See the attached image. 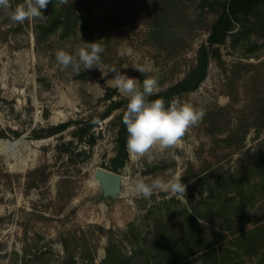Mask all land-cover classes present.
Wrapping results in <instances>:
<instances>
[{"label": "rangeland", "instance_id": "obj_1", "mask_svg": "<svg viewBox=\"0 0 264 264\" xmlns=\"http://www.w3.org/2000/svg\"><path fill=\"white\" fill-rule=\"evenodd\" d=\"M216 1L225 0H95V15L85 31L78 27L67 36L56 34L39 48L32 21L17 28L0 12V131L5 133L0 137V264H64L71 257L79 264L91 258L102 264L110 246L114 256L131 257L138 237L139 244L151 247L158 232L179 236L190 229L195 212L206 216L192 224L197 238L209 240L204 249H218L217 259L197 255L184 264H223L221 246L230 251L224 252L226 264H264V229L253 233L256 242L248 250L228 242L239 231L264 223L254 224L264 221V191L255 195L249 220L228 227L225 218L237 212L232 204L222 210V196L237 194L230 179L253 187L261 180L256 168L264 170V30L235 45L229 38L219 55L210 57L199 89L175 97L203 109L202 122L180 148L156 149L136 161L129 158L118 173L122 186L117 198H103L93 175L97 169L111 170L117 154L114 117L119 112L93 129L97 142L92 151L86 138L75 141L68 154L58 150L73 140V127L54 137L33 138L35 132L46 135L58 125L104 113L109 90L116 92L114 100L126 98L111 87L114 73L103 74L110 68L141 84V77L158 75L160 91L180 82L207 43L221 10ZM77 14L85 16L83 5ZM84 42L104 48L99 68H81L79 75L71 68L61 71L56 52L75 54ZM146 63L153 66L152 73L135 69ZM177 172L184 173V199L165 192L148 199L129 195L130 180L137 176L150 182ZM207 197H212V206L205 204Z\"/></svg>", "mask_w": 264, "mask_h": 264}, {"label": "trees", "instance_id": "obj_2", "mask_svg": "<svg viewBox=\"0 0 264 264\" xmlns=\"http://www.w3.org/2000/svg\"><path fill=\"white\" fill-rule=\"evenodd\" d=\"M94 1L95 0H84L83 2H80L79 0H72L66 4H59L58 0H51V2L47 5V8L42 10L44 13L43 18L32 21L36 47L39 48L40 46L46 44L49 39L56 34H60V36H67L72 30H75L78 27H80L82 31H85L88 26V22L95 15L93 13ZM22 2L23 0H11L13 8L18 3ZM216 2L221 8L220 13L218 14L215 23L211 27L207 43L203 44L198 50L196 63L192 66V69L180 82L159 91L156 95L150 97L149 99L163 98L167 105L176 96L197 91L207 77L210 57L218 56L220 53V47L224 46L229 38H231L233 44L235 45V43H237L239 40L244 41L249 39L255 30H264V0H225L224 2ZM81 5L84 7L85 16H79L77 14V11ZM2 10L3 9H0V12H2ZM26 24L29 25L28 22H26ZM16 25L17 28L21 27V24ZM237 28L238 31L234 32ZM144 79L145 77H141V80ZM115 94V91L113 92L112 90H109V93L106 95L105 100L109 102V105L104 113L98 114L96 117H93L90 120L88 119L86 122L76 121L58 125L51 128L46 135L35 132L33 138L35 140H41L54 137L63 134L68 129L73 127L74 131L71 135L73 140L69 141L66 145L63 143L59 146L58 150L68 154L70 153V148L74 145L75 141L83 142L86 138L85 144L92 151L97 142L95 135L92 133L93 129L97 127L99 122L106 120L113 116L116 112H119L114 117L118 127L116 140L117 154L110 163V171L118 174L120 170L125 168L126 163L129 160V155L126 148L128 134L126 126L122 120L123 112L126 110L128 100L127 98L122 97H119L118 100H114ZM12 134L18 136V134L15 132H12ZM0 137L4 138L5 133L0 131ZM82 152L84 155H86V151ZM259 160L261 161V158ZM254 161L255 164L258 162V159L257 161L254 159ZM256 170L257 172L255 174L260 175L261 180L253 187H246L242 181L230 179L231 183L238 188L237 194L233 197H230V195L222 196V210L227 211L226 208L228 205L232 204L238 216H236V214L231 216L229 215L225 218L229 225H224L229 227L231 224H234V222H240L246 218L249 220L247 211L249 207L253 205L255 195L259 191H264V170L262 168H256ZM208 178L209 175L203 177L201 181ZM210 188L213 190L212 193H214V185L210 186ZM211 199L212 197H207L204 199V202L207 206H212L210 204ZM222 210L221 212L223 214L228 215ZM199 219H206V216L199 215L197 212L193 213V215H190V229L185 230L182 234L173 238L167 236L165 231H157L159 236L152 242L151 247L142 246L139 244L140 237H138L136 239V243L134 244L136 245V249L133 251V256L131 257L125 258L121 254H119L117 257L114 256V251L110 246L107 249V257L102 264H162L167 259L172 260L171 264H184L185 262H190L192 258L197 255L201 256L202 259L214 255V257L217 259L218 249H215L213 247L214 245L204 249L203 244L207 243L209 240L197 238V232L192 224L194 222L197 223V220ZM258 222L262 223L264 221L256 220V223L254 224H257ZM159 223L161 224L162 222ZM257 226L258 227H255V229L250 231H239L236 233L238 235L235 236L232 241L228 242H233L235 245H239L241 250L250 249L251 245L254 246V243L256 242L255 236L257 234L254 235L253 233L264 229V223L258 224ZM101 231L104 232L103 229H101ZM250 235H253L252 239L249 238ZM215 242L224 243L225 239H217ZM208 249L210 250L206 251ZM224 252L230 253L229 249H227V246H221L219 250V253L223 255V264H226ZM141 257H143L144 261H140V263L136 262V260L140 259ZM89 261L90 262L87 264H95L92 258ZM218 261L221 264L220 260ZM64 264L79 263L75 260V258L71 257L67 258Z\"/></svg>", "mask_w": 264, "mask_h": 264}, {"label": "clouds", "instance_id": "obj_3", "mask_svg": "<svg viewBox=\"0 0 264 264\" xmlns=\"http://www.w3.org/2000/svg\"><path fill=\"white\" fill-rule=\"evenodd\" d=\"M50 2L51 0H23L13 8L11 0H0V9L5 11L13 23L23 24L26 20L42 19V10ZM58 3L66 4L68 0H58ZM103 52L104 48L100 44L84 42L75 54L61 49L56 52L55 58L61 71L71 68L74 74L79 75L81 68L85 71L99 68ZM135 69L141 74L154 71L150 63ZM109 71L114 73L110 79L111 87L128 100L122 120L127 129L126 148L131 160H140L156 149L165 151L180 148L190 130L202 122L204 110L191 103L174 98L166 105L163 98L149 99L160 91L158 75H146L141 84L137 78L129 77L114 67L103 74L107 75ZM183 175L184 173L177 172L167 178L156 176L150 182L137 176L130 180L129 195L148 199L155 193L165 192L184 199L187 185L182 182Z\"/></svg>", "mask_w": 264, "mask_h": 264}, {"label": "water", "instance_id": "obj_4", "mask_svg": "<svg viewBox=\"0 0 264 264\" xmlns=\"http://www.w3.org/2000/svg\"><path fill=\"white\" fill-rule=\"evenodd\" d=\"M11 144L9 148H13ZM94 181L101 187L103 198H117L122 186V177L104 169H97L93 175Z\"/></svg>", "mask_w": 264, "mask_h": 264}, {"label": "bare ground", "instance_id": "obj_5", "mask_svg": "<svg viewBox=\"0 0 264 264\" xmlns=\"http://www.w3.org/2000/svg\"><path fill=\"white\" fill-rule=\"evenodd\" d=\"M93 182H95L94 179H93ZM95 183H96V182H95ZM96 184H97V183H96Z\"/></svg>", "mask_w": 264, "mask_h": 264}]
</instances>
